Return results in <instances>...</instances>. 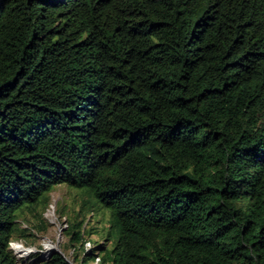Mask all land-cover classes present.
I'll use <instances>...</instances> for the list:
<instances>
[{"label":"trees","instance_id":"16d2710c","mask_svg":"<svg viewBox=\"0 0 264 264\" xmlns=\"http://www.w3.org/2000/svg\"><path fill=\"white\" fill-rule=\"evenodd\" d=\"M63 184L74 263L264 264V0H0V264Z\"/></svg>","mask_w":264,"mask_h":264},{"label":"rangeland","instance_id":"374dc122","mask_svg":"<svg viewBox=\"0 0 264 264\" xmlns=\"http://www.w3.org/2000/svg\"><path fill=\"white\" fill-rule=\"evenodd\" d=\"M48 195H50V201H53L55 204V222H68L74 214L76 215L82 210L83 202H87L91 212H86V210L83 209L84 213L82 216L87 220V222H85V224L87 223L86 231L93 232L87 239L94 247L100 244L106 237L109 229L110 212L107 208H104L100 203L89 196L87 188H75L63 184L52 187ZM43 218L47 224L46 230L36 233L35 235L33 234L34 236H29L20 241L28 248H32L34 253L31 255H39L42 261L50 259L52 256L49 252L50 249L61 254L67 263L78 264L74 263L72 260L73 255H71V249H66L68 238L65 235V230L62 235L58 237L55 232V227L49 222V218L45 216V213ZM33 221V219L29 218L28 222L25 223L30 224ZM69 223L71 222L69 221ZM23 226L24 225H22V227ZM47 244L51 246H46ZM107 247L110 249L112 244L107 243ZM45 248H48V251H46Z\"/></svg>","mask_w":264,"mask_h":264},{"label":"built area","instance_id":"2783aa9c","mask_svg":"<svg viewBox=\"0 0 264 264\" xmlns=\"http://www.w3.org/2000/svg\"><path fill=\"white\" fill-rule=\"evenodd\" d=\"M45 216L49 218V222L55 227V232L57 233V236L60 237L63 233L64 230L67 229L68 225L66 221L63 222H55V204L54 202L50 201L48 204L46 211H45ZM25 227V226H23ZM93 245L90 243V241H87L84 245V249L86 251L91 250ZM10 249L14 253V255L19 259V260H27L31 254H33L32 248H28L23 242L21 241H11L10 242ZM100 263V257L96 256L95 259L91 264H99Z\"/></svg>","mask_w":264,"mask_h":264},{"label":"bare ground","instance_id":"6f19581e","mask_svg":"<svg viewBox=\"0 0 264 264\" xmlns=\"http://www.w3.org/2000/svg\"><path fill=\"white\" fill-rule=\"evenodd\" d=\"M46 246H51V245L47 244ZM45 249H46V251H48V248H45ZM49 252L51 253L52 250L49 249Z\"/></svg>","mask_w":264,"mask_h":264},{"label":"water","instance_id":"95a60500","mask_svg":"<svg viewBox=\"0 0 264 264\" xmlns=\"http://www.w3.org/2000/svg\"><path fill=\"white\" fill-rule=\"evenodd\" d=\"M55 253H58V252H56V251H52V252H51V255H53V254H55Z\"/></svg>","mask_w":264,"mask_h":264}]
</instances>
